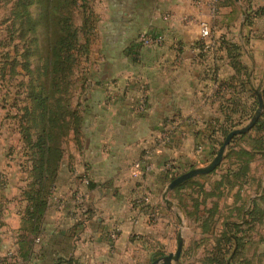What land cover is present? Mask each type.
I'll return each mask as SVG.
<instances>
[{"label": "crops", "instance_id": "obj_1", "mask_svg": "<svg viewBox=\"0 0 264 264\" xmlns=\"http://www.w3.org/2000/svg\"><path fill=\"white\" fill-rule=\"evenodd\" d=\"M92 3L94 39L73 101L79 129L62 144L36 232L22 227L29 166L17 120L0 114V264H134L136 255L155 252L173 234L162 198L171 172L210 160L221 129L249 113L253 92L264 88V13L254 14L264 0H215L214 13L206 0ZM202 20L211 25V45L200 36ZM141 32L162 41L134 44ZM224 86L233 91L222 97ZM258 162L246 175L263 186ZM228 166L237 171L239 161L223 158L217 180L223 172L233 179ZM221 188L224 202H233L238 185Z\"/></svg>", "mask_w": 264, "mask_h": 264}, {"label": "rangeland", "instance_id": "obj_2", "mask_svg": "<svg viewBox=\"0 0 264 264\" xmlns=\"http://www.w3.org/2000/svg\"><path fill=\"white\" fill-rule=\"evenodd\" d=\"M25 1L28 4L32 17L39 20L42 5L35 0ZM88 1L89 4L93 6V0ZM206 1L209 3L210 12L214 13V11H216L215 0ZM79 5L80 0H69L67 6L71 10V21L74 26L79 25L82 21ZM17 12L18 7L16 0H0V114L3 118L10 116L17 120L16 129L19 134V139L23 144L22 148L25 153L24 155L26 156L24 160L23 156H21V161H28L29 168L26 169L28 171L30 169V159L28 160V146L30 147V143L29 141H23V136L25 137L24 129H28L31 136L30 142H32L40 126L39 118L37 117L39 109L36 108L35 102L32 99V94L39 90V79H42L40 75L42 72L41 69L44 68L46 59L43 51H40L39 55L27 56V54L32 51L34 46H39L43 43L45 32L42 25H39L34 34L31 36L28 35L27 38H20L17 30ZM201 22H205L210 28V36L206 38V40H208L209 45H211V25L208 21L202 20L199 26ZM141 34H143V32L136 36L134 44L144 45L140 41ZM93 36L94 34L92 36L91 33L90 35L88 34L89 41L91 38L94 39ZM81 40H84L83 36ZM90 44L87 52H83V48L76 45L72 52V70L68 75L66 86L63 88L60 85L59 88H56L58 91L55 93L54 98H58L59 102H55L54 99H50L49 102L57 103L64 107H66L68 102H71L74 107L73 101L76 95V88L81 87L79 83L82 79V70L84 67L87 68L89 64V60L84 61V57H87L90 52ZM82 62L84 63L81 64ZM222 89H224L223 94L221 93L222 97H224L225 92L233 91L232 87L229 88L224 86ZM228 104L229 109L232 111L235 105L234 101ZM256 108L257 106L255 109ZM254 111L255 110L252 111L251 109L249 113L242 114L239 120L227 124L226 128H232L233 130L242 127L249 121ZM6 127L10 128L11 126L6 125ZM56 134L60 135L64 134V132L59 130L56 131ZM69 134L63 138L62 144ZM165 138L167 139V136ZM224 138H222L221 135L219 140L223 141ZM220 145L216 144L214 148L215 151H213L210 160L213 158ZM227 147L225 148L224 154ZM210 160L200 166L193 164L184 170L172 171L171 176H178L195 167H203L207 165ZM23 167L22 169H24ZM219 167L220 164L209 173L190 178L192 181L184 186V189L179 193L176 194L173 192L176 187L168 193V198L172 202L170 210L175 219V221H173L174 229L171 241L162 243L163 246L157 248L153 253L136 255L137 260L134 264H150L153 260L170 252H174L178 232L182 235L183 244L180 257L172 264H226V262L227 264H264V211L261 219L256 222L248 220L250 216L246 213V210L252 207L251 203L256 200L261 208L264 207V202L258 199L260 195L264 194V184L261 186L260 183L257 182L255 176L249 177L247 181V176L239 177L235 180L234 178H229L224 172L221 173V178L217 180V175L220 173V171H217ZM255 169L254 171L256 173L259 172V170H264V163L258 162L255 165ZM227 171H229L231 175L233 170L228 166ZM214 181L216 182L215 187L208 189L206 185L209 186ZM55 184L56 182L51 189V194L54 191ZM234 184L238 185V190L232 198L233 202H224L222 199L223 192L221 191V186H233ZM250 198L251 200H249ZM54 199L56 202L55 207L60 209L61 204H57L58 198ZM243 208V212L239 211ZM244 214L247 219L244 217ZM154 217L157 219L158 215H154ZM243 218L245 219L237 230H235L234 226H231L230 229V232L237 234L236 246H238L239 249H236L235 241L232 238L227 239L223 235V222L228 220L229 223L233 221L240 223ZM115 238L116 234L112 232L109 235V239L114 240Z\"/></svg>", "mask_w": 264, "mask_h": 264}, {"label": "trees", "instance_id": "obj_3", "mask_svg": "<svg viewBox=\"0 0 264 264\" xmlns=\"http://www.w3.org/2000/svg\"><path fill=\"white\" fill-rule=\"evenodd\" d=\"M41 4V13L39 20L32 17L28 4L25 0H16L18 12L16 15L18 22V36L27 38L28 35L34 34L39 25L44 28V40L41 45H36L32 51L27 54L39 55L40 51L45 54V66L42 68L39 79V90L32 94V99L35 102L36 108L39 109L37 117L39 118V130H37L35 138L30 142L31 136L28 129H24L25 137L23 141H29L30 147L29 158L30 169L28 176L30 180L27 182L22 191L24 199L27 201V206L22 218V227L30 232H36L41 218L46 210L48 198L51 194V189L56 182L59 165L63 155L62 141L69 133L76 134L79 129L80 115L78 110L68 102L66 107L57 103L49 102L54 99L59 102L58 98H54L58 91L56 88H65L68 75L72 70V52L76 45L83 48V52L88 51L89 41L88 34H94V24L96 15L88 0H80V9L82 21L79 25L74 26L71 18V10L67 7L69 0H35ZM245 1V0H242ZM264 13V7H259L254 14ZM251 15L246 13L244 22L250 23ZM82 36L84 40H81ZM81 43V44H80ZM229 52L233 53L236 48L234 45L228 46ZM262 97V110L259 118L252 128L246 133L234 136L223 158L233 156L239 161L237 171H232L231 175L234 179L247 176L250 169V162L257 156L264 159V88H256L253 92L255 99L252 111L258 105L257 95ZM63 131L64 134H56V131ZM232 130V128H222V138ZM23 135V134H22ZM59 135V136H58ZM58 137V138H57ZM57 138V139H56ZM222 140L217 142L220 145ZM244 144V145H241ZM27 145V144H26ZM237 148V149H236ZM215 151V150H214ZM177 177L172 175L169 181ZM248 176L246 177V181ZM192 179H189L179 184L174 190V193H179L184 186L188 185ZM255 199V198H254ZM264 202V194L259 198ZM251 208L246 210L250 219L254 222L261 219L264 207L261 208L257 200L251 203ZM244 208L239 210L243 212ZM246 214V215H247ZM244 217H247L244 214ZM239 223L237 221L223 222V235L227 239L235 241L236 249L237 234L230 232L231 226L237 230L244 219ZM28 240L25 242L27 243ZM54 264H76L72 258L58 259ZM227 264V262H226Z\"/></svg>", "mask_w": 264, "mask_h": 264}, {"label": "water", "instance_id": "obj_4", "mask_svg": "<svg viewBox=\"0 0 264 264\" xmlns=\"http://www.w3.org/2000/svg\"><path fill=\"white\" fill-rule=\"evenodd\" d=\"M261 110H262V97L259 94L258 95L257 108L253 112L249 121L245 125H243L242 127L233 129L227 133V135L225 136L221 145L218 147L215 155L213 156V158L209 161V163L207 165H205L203 167L192 168V169L178 175L177 177H175L171 181H169V183L167 184V186L163 192V195H162V198H163V200L166 203L168 208H170L172 206V202L168 198V193L171 190H173L175 187H177L179 184L183 183L184 181H186L190 178H193L195 176L201 175V174L209 173L214 168H216L221 163L225 148L227 147V145L229 144L231 139L235 135H239V134H243V133L247 132L256 123L257 119L259 118V116L261 114ZM182 244H183V238H182L181 233L178 232L177 236H176V248H175L174 252H170L166 255H163V256L153 260L150 264H172L174 261H177L178 258L180 257V254H181Z\"/></svg>", "mask_w": 264, "mask_h": 264}, {"label": "built area", "instance_id": "obj_5", "mask_svg": "<svg viewBox=\"0 0 264 264\" xmlns=\"http://www.w3.org/2000/svg\"><path fill=\"white\" fill-rule=\"evenodd\" d=\"M200 36L203 39L209 38L210 36V28L205 22H201L200 24ZM140 41L147 46L159 44L162 41V36H150L149 34L143 33L140 36Z\"/></svg>", "mask_w": 264, "mask_h": 264}]
</instances>
